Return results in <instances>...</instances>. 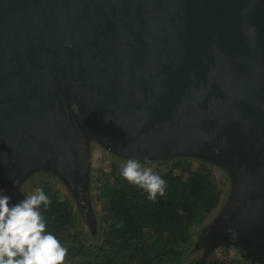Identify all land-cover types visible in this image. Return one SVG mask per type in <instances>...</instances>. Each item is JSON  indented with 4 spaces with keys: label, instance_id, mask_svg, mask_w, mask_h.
<instances>
[{
    "label": "water",
    "instance_id": "1",
    "mask_svg": "<svg viewBox=\"0 0 264 264\" xmlns=\"http://www.w3.org/2000/svg\"><path fill=\"white\" fill-rule=\"evenodd\" d=\"M60 79L118 149L222 158L243 187L230 238L264 258V228L247 222L261 208L246 214L248 181L226 152L255 169L263 192L264 0H0V170L40 153L67 179L81 173Z\"/></svg>",
    "mask_w": 264,
    "mask_h": 264
},
{
    "label": "rangeland",
    "instance_id": "2",
    "mask_svg": "<svg viewBox=\"0 0 264 264\" xmlns=\"http://www.w3.org/2000/svg\"><path fill=\"white\" fill-rule=\"evenodd\" d=\"M54 90L82 148L83 169L81 173L67 179L45 156L40 153L31 154L21 163L20 170H0V190L12 197L11 203H18L34 194L37 188H43L49 199L67 198L75 216L68 237L76 235L81 243L92 246L86 258H93L108 228L106 200L114 195L120 185L111 174V169L116 170V178L121 179V169L130 157L137 158L142 167H151L154 172L166 170L171 163L179 161L191 171L208 174L220 184L222 190L218 206L192 229L191 255L188 257L210 253L212 259L219 261L264 264V258L253 253L250 255L254 250L243 247L240 238H230L229 229L235 232L237 229L235 222L229 219V213H233L234 197L239 196L243 187L232 171L233 168L221 163L222 158L211 152L185 148L161 151L118 149L98 130L91 110L72 83L60 79L54 82ZM250 221L247 219L251 232H254L259 222ZM65 264L69 262L65 260Z\"/></svg>",
    "mask_w": 264,
    "mask_h": 264
},
{
    "label": "trees",
    "instance_id": "3",
    "mask_svg": "<svg viewBox=\"0 0 264 264\" xmlns=\"http://www.w3.org/2000/svg\"><path fill=\"white\" fill-rule=\"evenodd\" d=\"M167 184L165 195L155 201L148 193L124 178L114 195L107 198V231L93 258H86L92 246L76 235L68 237L75 216L70 201L53 198L41 214L47 231L68 250L69 264H239L213 256L191 255L192 229L218 206L222 190L208 174L191 171L179 161L156 171Z\"/></svg>",
    "mask_w": 264,
    "mask_h": 264
},
{
    "label": "clouds",
    "instance_id": "4",
    "mask_svg": "<svg viewBox=\"0 0 264 264\" xmlns=\"http://www.w3.org/2000/svg\"><path fill=\"white\" fill-rule=\"evenodd\" d=\"M121 176L145 190L149 200L165 195L166 181L151 167H142L135 157L127 159ZM11 200L0 190V264H65L68 250L47 231L41 214V206L47 208L51 204L43 188H37L18 203ZM229 231L235 234L234 230Z\"/></svg>",
    "mask_w": 264,
    "mask_h": 264
},
{
    "label": "flooded vegetation",
    "instance_id": "5",
    "mask_svg": "<svg viewBox=\"0 0 264 264\" xmlns=\"http://www.w3.org/2000/svg\"><path fill=\"white\" fill-rule=\"evenodd\" d=\"M32 139L33 138H31V140ZM33 140L36 142L39 141L38 139H33ZM27 141H28V138L25 139V142ZM21 145L22 143L19 144V146ZM206 145L209 147H214L218 150L226 151L225 147L219 146L218 144L205 143V146ZM226 152L229 156H231V159H233L242 168V170L244 171V175L246 176L247 181H248V188L246 189L245 196H244L246 199H243L244 200L243 205H245L246 208L248 209V212L246 214H249L252 210H254L256 206L261 208L259 209V211L261 212L256 214L255 218H256V223L258 224L259 222L258 225L264 228V191L262 192L261 181L257 177L256 171L255 169L252 168V166H250V168H247L245 164H243V162H246L244 158H242L240 155H237V154H231L229 151H226ZM240 212L242 214H245V210L242 207L240 208Z\"/></svg>",
    "mask_w": 264,
    "mask_h": 264
}]
</instances>
